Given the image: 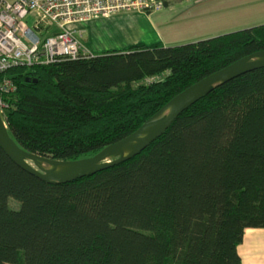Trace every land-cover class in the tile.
<instances>
[{"label":"trees","instance_id":"trees-1","mask_svg":"<svg viewBox=\"0 0 264 264\" xmlns=\"http://www.w3.org/2000/svg\"><path fill=\"white\" fill-rule=\"evenodd\" d=\"M263 51L260 25L15 68L3 119L26 152L91 158ZM248 229L264 230V68L217 87L133 159L72 183L40 180L0 146V264H242Z\"/></svg>","mask_w":264,"mask_h":264},{"label":"built area","instance_id":"built-area-1","mask_svg":"<svg viewBox=\"0 0 264 264\" xmlns=\"http://www.w3.org/2000/svg\"><path fill=\"white\" fill-rule=\"evenodd\" d=\"M170 0H0V114L17 92L6 73L91 57L83 29H70L98 18L124 13L153 14Z\"/></svg>","mask_w":264,"mask_h":264},{"label":"crops","instance_id":"crops-1","mask_svg":"<svg viewBox=\"0 0 264 264\" xmlns=\"http://www.w3.org/2000/svg\"><path fill=\"white\" fill-rule=\"evenodd\" d=\"M256 2L259 4L260 1L185 0L182 3L172 1L167 8L158 13L148 15L134 12L98 18L82 24L87 27L80 25L81 27L77 29H83L84 33L86 30L88 36L93 38H96V32L103 36L105 34L103 30L108 31V34H120L123 41L118 49L99 46L96 52H93L83 42L92 55L127 50L139 44L148 47L177 46L221 36L225 34L224 31H229L226 32L227 34L240 31L242 29L240 27L249 29L264 25L260 22L262 18L264 19V6H258ZM178 8H184L187 15L183 18H181L183 14L176 17L180 13ZM257 10H263V15L252 14ZM109 24L113 26L118 24V26L108 29L106 25ZM173 30L177 32L172 34ZM238 253L242 264H264V230H246L243 243L238 247Z\"/></svg>","mask_w":264,"mask_h":264},{"label":"water","instance_id":"water-1","mask_svg":"<svg viewBox=\"0 0 264 264\" xmlns=\"http://www.w3.org/2000/svg\"><path fill=\"white\" fill-rule=\"evenodd\" d=\"M263 68L264 51L248 56L208 76L177 95L137 132L119 143L106 147L91 158L63 162L26 152L11 138L1 114L0 146L17 166L40 180L53 185L72 183L138 156L160 138L182 113L217 87Z\"/></svg>","mask_w":264,"mask_h":264},{"label":"rangeland","instance_id":"rangeland-1","mask_svg":"<svg viewBox=\"0 0 264 264\" xmlns=\"http://www.w3.org/2000/svg\"><path fill=\"white\" fill-rule=\"evenodd\" d=\"M172 1H175L176 3H182L185 0H170L169 3H171ZM259 1H260L259 4L257 2H256V4H258V6H264V2H262V0H259ZM178 11H180V13L177 14L176 17L178 15H180V14H183L181 18H183V17H185L187 15V13H186L184 8L183 9L182 8H178ZM256 13H260V14L263 15V10H257L256 12H253L252 14H256ZM118 15H121V14H118ZM237 18H238V15H237ZM261 20L262 21H260V22L264 23V19L262 18ZM262 23H260V24H262ZM109 25H106V26H108V29H114V26H118V24H114V26L112 24H109ZM85 26L82 25V27H85ZM80 27H81L80 25H76V26L75 25H71V26H69V28L71 30L72 29H76V28H80ZM240 28H242L240 30H244L243 27H240ZM176 32H177L176 30H173L172 34H174ZM226 32H229V31H224L225 34H227ZM103 33H105V34H103V36H102V35L99 34V32H96L95 33L96 38H93L92 36L89 37L87 32H86V30H85L84 36L82 38V41L87 45L88 49L90 51L92 49L93 52H96V48L99 47V46H101V48H106V49H118L121 46L120 43L123 40L121 39L120 34H117V33L108 34V31H106V30H103ZM13 205L16 208V204H13Z\"/></svg>","mask_w":264,"mask_h":264}]
</instances>
